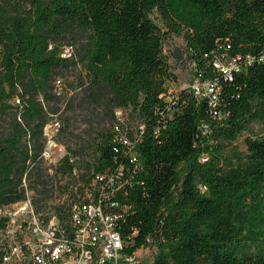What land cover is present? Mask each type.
Returning a JSON list of instances; mask_svg holds the SVG:
<instances>
[{
  "label": "trees",
  "instance_id": "obj_1",
  "mask_svg": "<svg viewBox=\"0 0 264 264\" xmlns=\"http://www.w3.org/2000/svg\"><path fill=\"white\" fill-rule=\"evenodd\" d=\"M18 2L0 0V207L25 198L26 178L37 211L69 214L71 205L46 209L53 190L39 167L46 102L80 61L113 124L91 142L96 158L77 191L63 192L79 193L73 202L95 196V176L125 164L111 200L128 251L155 246L151 264H264V130L253 129L264 128V0H30L24 10ZM154 10L168 32H186L195 74L218 82L215 109L190 89L170 92L176 77ZM77 35L79 57L64 56ZM224 54L256 59L226 80L212 64ZM136 134L134 172L117 141ZM74 165L66 156L56 174L72 176Z\"/></svg>",
  "mask_w": 264,
  "mask_h": 264
},
{
  "label": "built area",
  "instance_id": "obj_2",
  "mask_svg": "<svg viewBox=\"0 0 264 264\" xmlns=\"http://www.w3.org/2000/svg\"><path fill=\"white\" fill-rule=\"evenodd\" d=\"M255 59L248 56L243 64L240 56L224 54L215 56L212 64L226 80H232L235 73ZM189 89L197 98L207 99L211 108L217 107L220 87L215 80H204L195 74ZM117 116H122L121 110L117 111ZM140 129H143L142 125ZM138 141L137 134L134 139L122 135L117 141L126 149V157L134 172L140 166L135 150ZM53 145L48 143L42 160H51ZM124 169L125 164H122L113 173L96 175L91 186L97 188V195L89 192L73 202L69 214L61 219L37 211L24 178L25 198L0 207V219L4 220V227L0 230V264H151L144 252L138 254L150 246L130 252L117 230L121 214L113 211L119 204L111 198L122 186L116 187V179L123 175Z\"/></svg>",
  "mask_w": 264,
  "mask_h": 264
},
{
  "label": "rangeland",
  "instance_id": "obj_3",
  "mask_svg": "<svg viewBox=\"0 0 264 264\" xmlns=\"http://www.w3.org/2000/svg\"><path fill=\"white\" fill-rule=\"evenodd\" d=\"M18 1L21 9L29 8L30 0ZM150 18L167 33L163 51L176 77V82L172 85L170 92L189 89L195 79V66L189 55L185 39L186 32L183 31L180 34L168 32L162 16L156 10L150 13ZM83 42L82 36L67 37L61 47L62 54L64 56L76 55L78 58ZM46 105L49 122L44 127L45 148L49 142L54 145L51 148V160H43L39 170L47 181V187L53 190L46 205V209L52 212L56 206H70L79 195L77 193L75 197L70 198L68 192L65 193L63 190L77 191V187L81 185L80 176L88 174V167H85V164L93 163L96 158L91 142L101 131L110 130L113 119L110 108L98 94L90 90L86 68L80 61L76 66L64 72V77L58 79L53 99L46 102ZM253 129L258 135L264 130L258 123L253 124ZM236 144L244 150L242 139H239ZM66 156H70L75 164L72 176L56 174V168ZM74 178L79 179L77 186L73 185ZM156 250L155 246H151L144 251H139L138 254L141 255L144 252L143 255L147 262H151Z\"/></svg>",
  "mask_w": 264,
  "mask_h": 264
}]
</instances>
